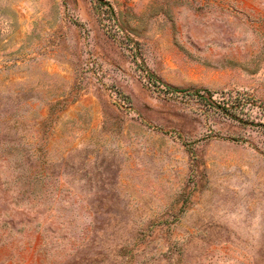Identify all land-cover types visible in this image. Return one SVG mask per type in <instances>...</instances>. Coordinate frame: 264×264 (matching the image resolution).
<instances>
[{
    "label": "rangeland",
    "instance_id": "374dc122",
    "mask_svg": "<svg viewBox=\"0 0 264 264\" xmlns=\"http://www.w3.org/2000/svg\"><path fill=\"white\" fill-rule=\"evenodd\" d=\"M0 264H264V0H0Z\"/></svg>",
    "mask_w": 264,
    "mask_h": 264
},
{
    "label": "trees",
    "instance_id": "16d2710c",
    "mask_svg": "<svg viewBox=\"0 0 264 264\" xmlns=\"http://www.w3.org/2000/svg\"><path fill=\"white\" fill-rule=\"evenodd\" d=\"M164 90L166 92H170V93H186L184 90L182 89H179L177 87H174V86H171V85H168V84H164Z\"/></svg>",
    "mask_w": 264,
    "mask_h": 264
}]
</instances>
